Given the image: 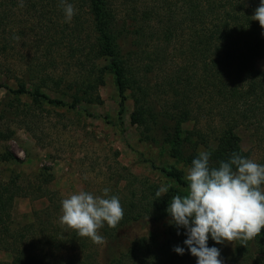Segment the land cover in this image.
I'll list each match as a JSON object with an SVG mask.
<instances>
[{"label":"trees","instance_id":"obj_1","mask_svg":"<svg viewBox=\"0 0 264 264\" xmlns=\"http://www.w3.org/2000/svg\"><path fill=\"white\" fill-rule=\"evenodd\" d=\"M19 2L0 0V68L16 39L7 37L16 9L30 16L29 33L46 62L39 60L16 77L17 89L5 86L0 144L16 135L13 124L36 140L45 102L70 109L101 103L99 89L109 70L121 97L120 115L129 96L134 101L131 123L142 139L170 146L171 155L186 166L200 152L210 153V166L218 167L234 152L252 159L256 148L264 150V70L259 66L264 29L251 18L261 0H68L76 10L70 23L60 0H23V7ZM62 61L64 75L56 76L52 72ZM102 61L106 65L100 67ZM50 93L68 103L52 99ZM22 96L31 102H23ZM240 129L251 131L254 138L247 152L240 145ZM17 160L10 150H0V165ZM259 164L264 165V158ZM160 170L188 189L181 172ZM2 175L0 251L12 258L0 264H102L90 238L61 224L62 199L48 187L53 175L24 179L13 171L7 180ZM112 180L115 188L108 197L119 198L124 216L116 228L105 222L98 234L113 243L121 229L140 222L162 231L114 250L105 264H195L197 258L184 244L185 230L168 223L166 209L172 196L180 195L177 189L158 199V185L125 167ZM17 197L44 202L32 222L14 220ZM208 245L221 244L209 237ZM175 246L184 247L185 254L176 253ZM229 263L264 264V229L243 245L233 241Z\"/></svg>","mask_w":264,"mask_h":264},{"label":"rangeland","instance_id":"obj_2","mask_svg":"<svg viewBox=\"0 0 264 264\" xmlns=\"http://www.w3.org/2000/svg\"><path fill=\"white\" fill-rule=\"evenodd\" d=\"M81 13L85 14L84 11ZM29 17L19 9L12 16L7 37L12 34L16 39L11 42L12 49L1 60L0 100L7 93L5 86L17 89L16 77L24 75L28 66L36 67L40 61L46 62L41 51L36 50L34 36L29 33L32 26ZM262 36L264 38V31ZM105 65L104 61L100 63V67ZM259 66L264 70V58L259 61ZM64 72L62 61L58 62L57 69L52 73L59 76L64 75ZM99 94L101 103L82 104L77 109L45 102L37 119L38 140L13 124L16 135L2 142L0 150H10L18 160L0 165L2 178L7 180L13 171L24 179L51 174L54 179L48 187L59 193L63 200L81 190L92 193L94 197L103 196L105 188L114 190L115 181L112 179L125 167L159 187L171 185L180 195H186L188 189L179 186L160 169L179 171L185 179L189 167L171 155L170 146L155 145L142 139L137 126L131 123L134 101L129 96L124 103V112L120 115L121 97L115 77L109 70L105 73V83L100 87ZM50 97L64 98L54 93H50ZM21 99L26 103L31 102L29 96H22ZM64 102L68 103V99L64 98ZM238 135L243 151L254 147L251 131L240 129ZM263 158L264 150L256 148L252 160L259 164ZM48 168L50 170H46ZM124 184L122 182L120 186L124 187ZM43 206L41 200L17 197L14 201V220L17 223L32 222L34 211ZM152 231L161 232L162 229L151 222H140L121 229L113 243L104 240L103 244H95L97 259L105 264L114 250L128 247ZM217 248L221 250L223 264H230L233 242H225ZM11 258L10 253L0 251V261H10Z\"/></svg>","mask_w":264,"mask_h":264},{"label":"clouds","instance_id":"obj_3","mask_svg":"<svg viewBox=\"0 0 264 264\" xmlns=\"http://www.w3.org/2000/svg\"><path fill=\"white\" fill-rule=\"evenodd\" d=\"M19 6L23 7V0ZM65 22L70 23L76 10L68 0H60ZM252 20L264 29V0L255 9ZM185 179L186 195H173L166 212L168 223L184 229V244L197 264H223L221 250L209 247V237L216 244L241 241L242 245L254 239L264 229V165L238 153L218 167L210 166V153L200 152L191 162ZM171 185L160 186L155 196L159 199L169 193ZM109 189L103 196L81 190L61 201L60 222L76 231L80 237L90 238L97 245L104 243L98 230L105 226L116 228L124 216L120 200ZM179 235L180 232L178 231ZM180 255L185 248L175 246Z\"/></svg>","mask_w":264,"mask_h":264}]
</instances>
